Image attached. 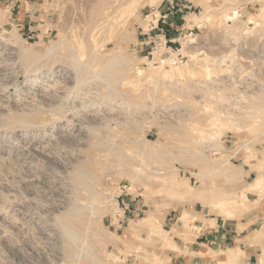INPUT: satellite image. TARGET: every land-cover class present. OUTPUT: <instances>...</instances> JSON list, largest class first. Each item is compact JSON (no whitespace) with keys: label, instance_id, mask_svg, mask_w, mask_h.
<instances>
[{"label":"rangeland","instance_id":"374dc122","mask_svg":"<svg viewBox=\"0 0 264 264\" xmlns=\"http://www.w3.org/2000/svg\"><path fill=\"white\" fill-rule=\"evenodd\" d=\"M263 191L264 0H0V264H264Z\"/></svg>","mask_w":264,"mask_h":264},{"label":"crops","instance_id":"0c3cea01","mask_svg":"<svg viewBox=\"0 0 264 264\" xmlns=\"http://www.w3.org/2000/svg\"><path fill=\"white\" fill-rule=\"evenodd\" d=\"M210 237H208L209 238L208 241H205V239H207V236L204 235L202 238L201 237L198 238L199 240L197 239V244L191 245L187 252H182L178 256L173 255V257H176L177 259L176 262H180L182 264H211L209 260L205 259L206 257L203 254L204 253L203 250L205 249L202 246V244H205V243L211 244L214 249H218L220 247H224L226 245L225 243H227V240H226V237L225 238L221 237L220 234H214Z\"/></svg>","mask_w":264,"mask_h":264},{"label":"bare ground","instance_id":"6f19581e","mask_svg":"<svg viewBox=\"0 0 264 264\" xmlns=\"http://www.w3.org/2000/svg\"><path fill=\"white\" fill-rule=\"evenodd\" d=\"M175 70H176L175 72H178V73H180V71L182 72V70L179 69V68H176ZM261 191H262V190H260V191H258V192L261 194ZM263 192H264V191H263ZM263 194H264V193H263ZM263 194H262V195H263ZM260 197H261V196H260ZM70 230H72V229H69V231H70ZM69 231H68V232H69ZM72 232H73V231H72ZM71 234H72V233H71Z\"/></svg>","mask_w":264,"mask_h":264}]
</instances>
